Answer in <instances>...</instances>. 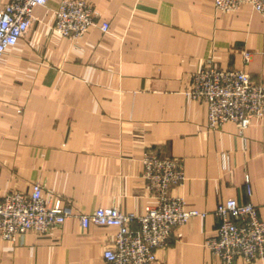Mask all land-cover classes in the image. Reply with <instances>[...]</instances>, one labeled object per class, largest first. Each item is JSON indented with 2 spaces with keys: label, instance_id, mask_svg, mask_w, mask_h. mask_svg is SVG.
<instances>
[{
  "label": "crops",
  "instance_id": "0c3cea01",
  "mask_svg": "<svg viewBox=\"0 0 264 264\" xmlns=\"http://www.w3.org/2000/svg\"><path fill=\"white\" fill-rule=\"evenodd\" d=\"M59 1L34 8L0 58V198L38 183L45 202L59 198L72 216L45 234L0 239V264H105L116 229H83L77 216L98 207L138 216L153 205L146 151L180 160L184 181L171 194L206 213L176 228L154 264H223L203 247L215 206L250 202L264 222V118L241 134L231 122L210 130L205 104L186 92L207 65L264 86V17L246 4L219 12L213 0H83L108 29L70 39L51 30Z\"/></svg>",
  "mask_w": 264,
  "mask_h": 264
},
{
  "label": "built area",
  "instance_id": "2783aa9c",
  "mask_svg": "<svg viewBox=\"0 0 264 264\" xmlns=\"http://www.w3.org/2000/svg\"><path fill=\"white\" fill-rule=\"evenodd\" d=\"M48 2L50 0H9L0 8V58L26 34L34 8L46 6ZM244 4L264 17V0H213L215 9L223 13L236 11ZM93 27L106 32L108 24L98 23L86 2H58L52 32L79 39ZM243 58L246 63L248 54L243 53ZM186 93L205 104L206 125L210 130L231 122L241 134L252 120L264 118V86L253 82L244 71L204 66L191 74ZM141 165V177L154 199V204L146 206L142 214L136 216L115 207H98L77 216L83 229L89 225L116 229L102 251L105 264H154L156 250L167 243L176 228L206 215L187 209L180 197L171 194V190L184 181L180 160L146 151ZM212 213L218 225L203 242L208 252L223 264H232L236 259L245 263L264 261V222L258 219L255 205L229 198L217 204ZM71 216V210L63 206L59 198L45 202L40 184L33 183L27 194L14 191L0 198V239L14 243L28 232L45 234ZM133 222L138 225L134 231L130 229Z\"/></svg>",
  "mask_w": 264,
  "mask_h": 264
}]
</instances>
